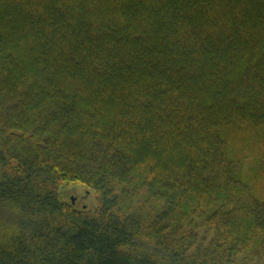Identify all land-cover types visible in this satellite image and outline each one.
I'll list each match as a JSON object with an SVG mask.
<instances>
[{
    "label": "trees",
    "instance_id": "obj_1",
    "mask_svg": "<svg viewBox=\"0 0 264 264\" xmlns=\"http://www.w3.org/2000/svg\"><path fill=\"white\" fill-rule=\"evenodd\" d=\"M0 264H264V0H0Z\"/></svg>",
    "mask_w": 264,
    "mask_h": 264
},
{
    "label": "rangeland",
    "instance_id": "obj_2",
    "mask_svg": "<svg viewBox=\"0 0 264 264\" xmlns=\"http://www.w3.org/2000/svg\"><path fill=\"white\" fill-rule=\"evenodd\" d=\"M81 194H82V193H78V196H80ZM70 196H75L74 192H71L70 194H68V197H70ZM84 203H86V201L83 202V200H81V199H77L75 205H76L77 208H80V207H83V204H84Z\"/></svg>",
    "mask_w": 264,
    "mask_h": 264
}]
</instances>
